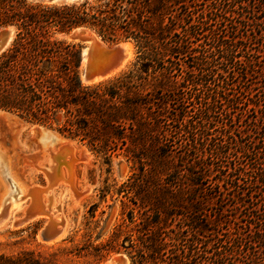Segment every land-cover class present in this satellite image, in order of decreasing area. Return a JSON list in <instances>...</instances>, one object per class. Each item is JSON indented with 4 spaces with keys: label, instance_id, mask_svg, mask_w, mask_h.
<instances>
[{
    "label": "trees",
    "instance_id": "1",
    "mask_svg": "<svg viewBox=\"0 0 264 264\" xmlns=\"http://www.w3.org/2000/svg\"><path fill=\"white\" fill-rule=\"evenodd\" d=\"M242 4L0 0V29L15 30L0 53V111L83 143L106 164L122 156L131 165L115 190L133 206L128 223L115 227L104 245L90 243L98 259L116 251L131 264H218L237 255L241 264H264L258 256L264 254V102H238L234 89L238 78L260 67L264 26L259 7ZM75 28L110 44L132 41L131 68L84 84L80 45L57 38ZM247 56L250 62L241 60ZM251 112L257 115L247 121ZM114 186L104 181L100 198ZM214 200L218 208L208 209ZM229 223H245L246 231L221 233ZM184 226L195 237L189 244ZM81 250L0 254V264H78Z\"/></svg>",
    "mask_w": 264,
    "mask_h": 264
},
{
    "label": "rangeland",
    "instance_id": "2",
    "mask_svg": "<svg viewBox=\"0 0 264 264\" xmlns=\"http://www.w3.org/2000/svg\"><path fill=\"white\" fill-rule=\"evenodd\" d=\"M247 1L250 6L254 4L256 7H259L260 11L258 12L257 16L259 17L260 15L259 21L262 23L263 28L264 0H241V2L243 3L242 5L246 4ZM243 15L246 14L243 13ZM252 28H255V26H253ZM57 38L66 42L77 43L80 45L81 50L86 47V44L71 41L68 38L67 34L57 35ZM124 42L130 45L129 53L131 55L129 54L128 63L123 68V70L120 71V73L108 79H105L104 81L114 79L120 76L128 69H130L131 65L134 63L136 58V50L132 41H118L113 44L107 42L105 43L108 46H112ZM262 43H264V39L259 43V45ZM260 51H262L263 53L259 54L261 56H259V58L256 60V65H260V67H252L253 72H251L247 76H244V80L238 78L235 81V86H237V88L234 89L240 91L241 93L237 94L238 102L247 103L248 100H254L258 105H263L262 103L264 102V44L263 47H261ZM245 57H242L241 60L246 59V61H251V58H249V56H247L248 58ZM82 69L83 64H81V71ZM244 70L245 68H242V70H239L237 72L243 74ZM236 113L239 115L240 112ZM253 113L254 112L248 114V119H246L247 121H249L252 116L257 115ZM239 119L242 120L244 118L239 116ZM38 126L41 125L27 124L22 120H18L15 124H6L4 120L0 119V150L3 154L0 160H6L7 164L11 166L17 179L22 182L25 186H28V191L25 194L26 199L24 202L27 206V209L29 207H34L33 211H35L36 208L39 209L38 207H41V205H39L40 202L37 196L38 190H43L44 187H48V185H50L47 182V185L44 186L45 178L47 177L43 171L39 170L40 166L38 165H40V163L43 164L46 158H50L53 162L52 172L57 173L58 177L61 178L56 184V188L53 187V193L49 192L51 195V199L54 201L52 205L55 206V210L52 211L54 212L52 224H57L59 222L58 218L63 217L66 220L67 226L63 237L57 241L50 243L43 242L40 237L43 234V230L48 224L45 217L29 221L26 224L24 223L20 225L15 223L13 224V226L11 225L10 227H4L0 229V254L14 256L22 251L30 250L34 251L35 253L47 255L56 252L58 248L73 249L75 246H77L79 248H82V250L80 251V257L77 259L78 264H105L111 257H115L117 255H120L121 259L126 261L127 264H131L128 257L123 252H104L102 253L103 257L100 260L95 256L94 252L92 251V246H96L97 244L104 245L106 243L115 227L128 223L127 210L128 208H132L133 206L130 205L128 201L121 196V194L115 192V190L130 176L131 165L127 163L122 156L112 157L110 163L106 164L103 157H95V155H93L83 143L67 139L66 137L56 132L53 128L41 126L44 127V129L53 132L55 131V134L57 136H61L66 140L71 141L73 144L85 147L86 150L89 152V165L86 164L83 168L81 167V169L79 167V164L76 165L77 176L72 186L69 179L70 174L68 173V171H65L70 166V158H68L69 156L65 158L62 153H58L60 152V149H58L57 153L52 154L53 157L52 155H47V153H41V149L38 145L36 136L32 135L31 133L32 129L39 128ZM56 145L57 147L60 146L59 143H56ZM45 149L46 148H44V150ZM78 156L79 153L76 152L75 157L77 158ZM56 158L58 159L56 160ZM63 170L66 172L65 179L63 178V175H61L60 172ZM104 181H107V183L110 185L115 184V186L113 187V191L102 199L99 196V190L103 186ZM87 187H89V192L83 197H81L76 205H73L74 197L76 196L75 193H80ZM33 189H37L36 192H34ZM33 194V203H31V197ZM7 202V200L4 201V206H6ZM223 203L229 204L230 201L225 200L223 201ZM93 205H95V208L91 216L90 209ZM216 205L217 203L214 200L210 202L208 209H210L209 207H212L213 209L218 208ZM226 214L229 215L228 213ZM19 215H21V213H17V216ZM139 218L140 215L134 212L133 223H138ZM226 219H228V217ZM185 224L191 226L194 223ZM244 224L245 223H238V227H235L234 223L222 224L220 226H222L224 230H221V233H226L225 229L233 233L234 228L238 229V232H244L246 231ZM184 227L185 228H183V237H185V241L188 240L187 244H189L191 240H195V237L192 235V232L188 228H186V226ZM56 228H59V226L56 225ZM85 232H89L90 234L89 241H87V237L84 235ZM224 240H226V238ZM201 241L204 242L205 240L201 239ZM90 243L92 244V246H90ZM203 256L210 257V255L208 254ZM258 256H264V254H259ZM242 260V255H237L235 257V260L231 256H228L226 260L222 262L220 261L221 263L218 264H241V262L238 261ZM192 261L194 262V260Z\"/></svg>",
    "mask_w": 264,
    "mask_h": 264
},
{
    "label": "bare ground",
    "instance_id": "3",
    "mask_svg": "<svg viewBox=\"0 0 264 264\" xmlns=\"http://www.w3.org/2000/svg\"><path fill=\"white\" fill-rule=\"evenodd\" d=\"M89 46H91L92 50L94 51L96 55V59L91 61L92 63H97L99 60H105L107 57L105 53L109 51V47L103 43L96 35L91 34V40L88 41ZM120 47L123 51V59L120 62L119 66L105 75L104 77H98L94 80V82L90 84H96L98 82L104 81L105 79H108L114 75H117L120 73L121 70L126 66L129 60V52H130V45L128 43L120 44ZM132 50V49H131ZM90 49L87 47L85 50H83V59L82 64L84 65L86 61L88 60V53ZM131 55V54H130ZM0 119L4 120L6 124H15L19 119L11 117L7 115L4 112H0ZM20 122V121H19ZM39 127V126H38ZM32 135L36 136L38 145L41 149V153H47V155H52L54 153H57L58 149H60L58 153H62L65 158L69 156L70 158V166L68 167L66 172L68 171L70 183L73 186L75 178L77 176V168L76 165L79 164V167L83 168L86 164L89 165L90 161V154L86 150L85 147L73 144L71 141L66 140L63 137H59L55 134V132L44 129L42 127L39 128H33L32 129ZM56 143H59L60 146L57 147ZM44 148H46L44 150ZM78 152L79 156L76 158L75 153ZM3 156L2 151L0 150V158ZM53 157V155H52ZM39 170L43 171L46 174V177L49 179H56V183L54 185H48V187H44L43 190H38V200L40 202L39 205L41 207H37L35 211H33L34 207H29V217L26 218V205H25V199H26V192L28 191V186H25L22 182H20L15 173L13 172L10 165L7 164L6 160L1 161L0 160V229L4 227H10L13 224H26L29 221L45 217L47 220V226L43 230V234L45 235H51L56 230L60 231L59 235L54 237L53 241H57L61 239L64 235L67 223L66 220L63 217L58 218L59 222L55 225L52 224V218L54 215L53 210H55V206H53V200L51 199V195L49 192H52L53 187L56 186L58 183L59 178L58 174L55 172H52L53 170V162L50 158H46V160L43 162V164L40 163ZM64 170L60 171L61 175H63V178L65 179L66 172ZM52 172V173H51ZM60 186V185H59ZM56 188V187H55ZM66 188V187H65ZM42 189V188H41ZM34 192H36L37 189H33ZM54 191V189H53ZM89 192V187L85 188L80 193H75L76 196L74 197L73 205H76L80 198L86 195ZM53 193V192H52ZM51 193V194H52ZM33 197L34 194L31 197V203H33ZM46 197V198H45ZM46 199V200H45ZM8 201L6 206H4L3 202ZM38 202V203H39ZM52 205V208H51ZM3 212L4 215L1 213ZM17 213H21V215L17 216ZM26 220V221H25ZM56 222V221H55ZM56 225L59 226V228H56ZM10 229V228H9ZM105 264H127L126 261L121 259L120 255H117L115 257H111L107 263Z\"/></svg>",
    "mask_w": 264,
    "mask_h": 264
},
{
    "label": "water",
    "instance_id": "4",
    "mask_svg": "<svg viewBox=\"0 0 264 264\" xmlns=\"http://www.w3.org/2000/svg\"><path fill=\"white\" fill-rule=\"evenodd\" d=\"M27 1H35L38 3L49 4V5L50 4L70 5V4H81L84 2H90L91 0H27ZM91 34L96 35L103 43H105L97 34H95L93 31H91L87 28H75L67 34L68 38L71 41L86 44V47H84L80 53L81 64H82V59H83V50H85L87 47L90 49V51L88 53V60L83 65V69H82L81 75H80L81 81L84 84H88V85L90 83L94 82V80L96 78L104 77L105 75H107L108 73H110L111 71H113L114 69H116L119 66L120 62L123 59V51L120 47V44L126 43V42L119 43V44H115L112 46L107 45L110 49L109 51H107L105 53L107 58L105 60H99V62H97V63H92L91 61L96 59V55H95L94 51L92 50L91 46H89V44H88V41L91 40ZM14 36H15V30L13 27L7 26V27L0 29V53L4 52L7 48H9V46L11 45V43L14 39ZM0 112H4V111H0ZM4 113H6L7 115H9L11 117L19 119L15 115H12V114L7 113V112H4ZM39 127H41V126H39ZM42 128H44V127H42ZM57 159L58 158H56V160ZM52 160H54V159H52ZM47 182L50 185H54L56 183V179L45 178V185L44 186L47 185ZM68 186H69V184H68ZM29 200H30V198H29ZM3 205H5V204H3ZM27 212L28 213L26 214L25 219H28V217H29V209H27ZM1 214L4 215L3 212ZM59 233H60V231L56 230L51 235L42 234L40 237H41V240L43 242L50 243L51 241H53L54 237L59 235Z\"/></svg>",
    "mask_w": 264,
    "mask_h": 264
}]
</instances>
